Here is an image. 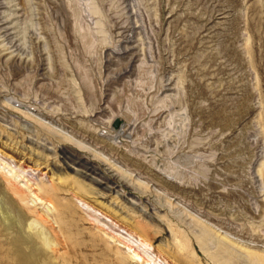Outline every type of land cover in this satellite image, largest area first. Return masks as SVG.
Returning a JSON list of instances; mask_svg holds the SVG:
<instances>
[{
	"label": "rangeland",
	"instance_id": "rangeland-1",
	"mask_svg": "<svg viewBox=\"0 0 264 264\" xmlns=\"http://www.w3.org/2000/svg\"><path fill=\"white\" fill-rule=\"evenodd\" d=\"M156 262L264 264V0H0V264Z\"/></svg>",
	"mask_w": 264,
	"mask_h": 264
},
{
	"label": "bare ground",
	"instance_id": "bare-ground-1",
	"mask_svg": "<svg viewBox=\"0 0 264 264\" xmlns=\"http://www.w3.org/2000/svg\"><path fill=\"white\" fill-rule=\"evenodd\" d=\"M66 156L69 157V158H70V161H72L73 164H75L76 166H78V167H82V166H83L81 170H78V171H76V172L81 173V174H83V175H84L85 172H86V174H87V175H90V176H91V174L88 173L89 171H91L92 173H98V175L101 174V170H99V168L96 167V166L94 165V163H92V161H90V160H85L83 157L78 156V155L73 154V153H67ZM83 170H85V172H84ZM11 171H12V170H11ZM13 174H14V173H13ZM13 174H12V175H13ZM15 174H18L17 171H15ZM45 175H46V172H45ZM19 176H22V174H19ZM101 176H102L104 179H106L107 181L104 182V181L99 180V178H96V177H94V176H92L91 180L96 181V182H99V183H108V181L110 180V178H109L108 176H103V175H101ZM27 186L29 187V189H30V188L32 189V187H33V186H31L29 183H28ZM39 188H40V187H39ZM40 189H41V188H40ZM32 192H33V194L37 197V199H38L39 201H44V197L41 195V193H40L38 190H36V188H33V189H32ZM117 234H118V235H121V234H119V233H117ZM131 235L133 236L132 233H131V234L129 233L128 237H125L127 241L131 239ZM121 237H122V236H121ZM123 237H124V236H123ZM132 238H134V237H132ZM137 239H138V237H137ZM134 240H135V239H134ZM140 240L142 241L143 246L150 247V246H149L150 244H148V243H146V242H143V240H142L141 238H140ZM140 240H139V242H141ZM136 241H138V240H136ZM134 243H135V242H134ZM142 244H141V245H142ZM135 255H136V257H138V258H142V256L139 255L138 253H136ZM148 258H149V259L151 258L150 261H153V260H154V259H153V256H150V255H149ZM156 264H159V262H158V263L156 262Z\"/></svg>",
	"mask_w": 264,
	"mask_h": 264
},
{
	"label": "water",
	"instance_id": "water-1",
	"mask_svg": "<svg viewBox=\"0 0 264 264\" xmlns=\"http://www.w3.org/2000/svg\"><path fill=\"white\" fill-rule=\"evenodd\" d=\"M121 124V120H117L116 123H115V127H119Z\"/></svg>",
	"mask_w": 264,
	"mask_h": 264
}]
</instances>
